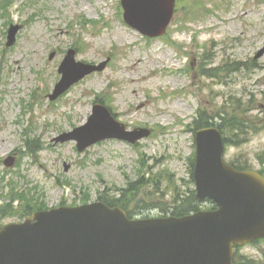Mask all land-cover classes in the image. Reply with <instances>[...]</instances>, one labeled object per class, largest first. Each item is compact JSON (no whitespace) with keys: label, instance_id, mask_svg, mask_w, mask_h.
Returning <instances> with one entry per match:
<instances>
[{"label":"rangeland","instance_id":"1","mask_svg":"<svg viewBox=\"0 0 264 264\" xmlns=\"http://www.w3.org/2000/svg\"><path fill=\"white\" fill-rule=\"evenodd\" d=\"M12 1L6 16L0 10V189L12 178L4 170H14L37 186L48 207L124 194L133 216H157L176 190L191 188L193 118L208 120L225 110L244 121L246 133L244 142L228 141L225 161L260 168L264 55L254 57L264 46V0H178L169 26L172 44L127 26L120 0ZM11 24L21 28L6 47ZM76 39L77 61H109L51 103L57 67ZM100 92L128 130L152 134L134 146L107 140L82 153L73 141L53 145V138L86 122ZM27 137L44 147L36 158L23 154ZM9 155L14 165L7 168L3 160ZM142 175L159 189H134V199L127 189ZM239 254L264 264V242Z\"/></svg>","mask_w":264,"mask_h":264},{"label":"water","instance_id":"2","mask_svg":"<svg viewBox=\"0 0 264 264\" xmlns=\"http://www.w3.org/2000/svg\"><path fill=\"white\" fill-rule=\"evenodd\" d=\"M125 22L150 37L164 34L174 0H122ZM17 27L9 31V43ZM264 53V48L257 57ZM69 51L51 99L97 67L76 64ZM116 129L103 128L99 115ZM124 133L106 110L95 107L88 123L57 141L76 140L79 151L108 138L134 143L149 132ZM193 179L196 199L209 198L218 209L182 218L129 220L119 208L93 203L34 214L23 225L0 231V264H232L233 245L264 236V179L252 171H236L223 162L219 131L195 134Z\"/></svg>","mask_w":264,"mask_h":264},{"label":"trees","instance_id":"3","mask_svg":"<svg viewBox=\"0 0 264 264\" xmlns=\"http://www.w3.org/2000/svg\"><path fill=\"white\" fill-rule=\"evenodd\" d=\"M233 111L238 113L237 110L235 109ZM222 115L223 116L220 117L219 119L220 124L218 126L225 137L226 143L228 141L235 140V138L237 139V142H241V141L244 142L245 136H246V133H244L245 131L244 121H239L235 115H229L228 111H224ZM211 122H212V118L209 117L208 120L202 119L200 121H196L194 125H195V128L200 129L202 127H206L210 125ZM237 169L241 170V169H249V168L244 165V166H238ZM260 173L264 175V163L261 167ZM152 183L153 185H155L156 189H159L158 183L148 181V180L145 181L144 175H143L141 179L133 183H130V187L127 189V192H129L131 196L134 198L137 195L134 189L147 188ZM175 192L176 194L173 197L172 203L168 202L170 206L166 208V210H163V213L169 212L171 215L179 217V216L189 214L191 212H195L199 209L200 205L195 200L193 190H188L185 193H182L181 191H177V190ZM20 198L21 196L17 195L16 197H12V200L13 201L20 200ZM130 201H131L130 196L128 195L127 197H125L123 194L117 199H111L105 202L109 206H120L124 208V210L127 213H129V208L127 207V205L129 204ZM27 207H30V205H27ZM0 213H2L1 210H0Z\"/></svg>","mask_w":264,"mask_h":264}]
</instances>
